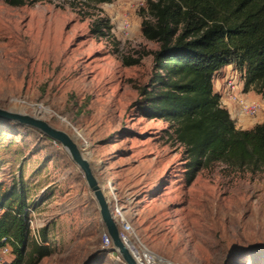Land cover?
<instances>
[{
    "label": "rangeland",
    "instance_id": "obj_1",
    "mask_svg": "<svg viewBox=\"0 0 264 264\" xmlns=\"http://www.w3.org/2000/svg\"><path fill=\"white\" fill-rule=\"evenodd\" d=\"M146 3L0 0V108L74 135L107 200H117L156 252L182 264H264V166L216 162L187 184L169 122L134 106L158 49L141 32ZM99 19L111 25L107 35L93 31ZM234 70L243 78L233 65L217 76ZM246 93L263 109L241 116L250 119L244 129L264 120V96ZM18 180L44 223L38 245L50 252L37 264H116L101 246L98 204L68 152L33 127L0 120V194Z\"/></svg>",
    "mask_w": 264,
    "mask_h": 264
},
{
    "label": "trees",
    "instance_id": "obj_2",
    "mask_svg": "<svg viewBox=\"0 0 264 264\" xmlns=\"http://www.w3.org/2000/svg\"><path fill=\"white\" fill-rule=\"evenodd\" d=\"M4 1L19 6L39 0ZM142 11V35L157 42L158 49L151 78L139 88L134 106L142 117L169 122L171 136L184 149L186 183L216 162L264 166V120L237 128L220 106L213 82L219 71L233 65L244 73V91L264 96V0H147ZM110 29L107 20L99 19L93 31L104 36ZM29 206L35 208L36 202L27 204L19 180L0 194V249L11 248V259L0 264H37L50 252L30 241Z\"/></svg>",
    "mask_w": 264,
    "mask_h": 264
},
{
    "label": "built area",
    "instance_id": "obj_3",
    "mask_svg": "<svg viewBox=\"0 0 264 264\" xmlns=\"http://www.w3.org/2000/svg\"><path fill=\"white\" fill-rule=\"evenodd\" d=\"M121 29L123 31H128L130 29V24L127 20L122 21ZM229 67H231V65H229ZM242 74L243 78H238L237 71L234 70L231 74L226 72L221 76L222 82L219 85L218 90L220 95V106L229 111L235 125H239L237 124L238 116L255 117L263 109V105L260 101L249 99L247 97L246 92H244V73ZM217 78L218 76L214 78L215 85ZM239 83L242 85V88L237 92L239 89ZM109 205L112 217L118 225L120 239L125 244L136 263L182 264L177 260L156 252L148 245L144 244L135 234L131 224L122 217L123 209L117 203V200L115 202L111 200ZM26 210L28 212L29 238L36 244H39L42 242L41 231L44 227V223L40 222L38 219V214L34 207L29 206ZM1 212L2 211L0 210V213ZM101 246L103 250L107 251V253L113 257L116 264H126L120 255L116 251H113L111 237L104 228L101 233ZM10 249L11 248L8 244L0 249L1 261H6L7 256L10 255Z\"/></svg>",
    "mask_w": 264,
    "mask_h": 264
},
{
    "label": "water",
    "instance_id": "obj_4",
    "mask_svg": "<svg viewBox=\"0 0 264 264\" xmlns=\"http://www.w3.org/2000/svg\"><path fill=\"white\" fill-rule=\"evenodd\" d=\"M0 120L16 121L21 125L33 127L47 138L59 143L70 155L71 159L83 172L84 179L92 192L99 208L100 219L104 229L111 237L113 251H116L126 264H138L119 236L118 225L112 217L109 201L102 190L89 160L84 156L81 146L74 135L53 127L45 120L25 112H17L0 108Z\"/></svg>",
    "mask_w": 264,
    "mask_h": 264
},
{
    "label": "crops",
    "instance_id": "obj_5",
    "mask_svg": "<svg viewBox=\"0 0 264 264\" xmlns=\"http://www.w3.org/2000/svg\"><path fill=\"white\" fill-rule=\"evenodd\" d=\"M221 82H222V79L220 77H218L217 80H216V85L219 87V85L221 84ZM248 94L249 93H246V95H247V97L249 99H254V98H251L250 96H248ZM254 100H256V99H254ZM249 120L250 119H248V118H243L241 116H238L237 124H239L238 126H241L240 127L241 129H244V128H246L244 126L249 122Z\"/></svg>",
    "mask_w": 264,
    "mask_h": 264
},
{
    "label": "bare ground",
    "instance_id": "obj_6",
    "mask_svg": "<svg viewBox=\"0 0 264 264\" xmlns=\"http://www.w3.org/2000/svg\"><path fill=\"white\" fill-rule=\"evenodd\" d=\"M45 109V108H44ZM48 111V110H47ZM23 112V111H22ZM102 188V187H101ZM102 190H103V188H102ZM104 191V190H103ZM104 194H105V192H104ZM106 195V194H105ZM106 199H107V196H106ZM122 217H124L123 215H122Z\"/></svg>",
    "mask_w": 264,
    "mask_h": 264
}]
</instances>
